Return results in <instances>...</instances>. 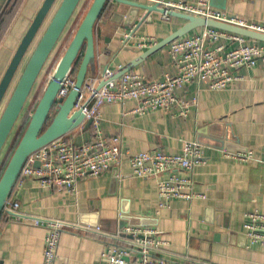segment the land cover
<instances>
[{
    "label": "crops",
    "instance_id": "0c3cea01",
    "mask_svg": "<svg viewBox=\"0 0 264 264\" xmlns=\"http://www.w3.org/2000/svg\"><path fill=\"white\" fill-rule=\"evenodd\" d=\"M197 1L110 0L96 25V52L87 79L107 69L116 73L187 24L173 16L165 21L154 12L153 23H144L133 34L134 26L147 12L141 10L134 26L124 30L130 10L125 2L147 6L160 3L163 7L169 2ZM43 2L0 0V18L4 9H10L0 38V82ZM212 3L227 18L264 24V0ZM169 51L170 46L131 72L148 80L175 75L177 69ZM237 74L239 79L227 90L209 91L198 83L180 90V99L198 101L186 118L180 116V108L143 116L133 114L135 101L101 109L104 136L121 137L123 148L131 153L160 150L180 154L185 142L198 143L199 139L227 145L229 150L226 146L221 149L203 145L204 163L188 174L194 183L192 191L204 199H175L169 207L159 209L157 179L134 177L128 160L98 178L81 181L76 193L43 187L36 179L18 181L10 198L11 203L19 205L18 214L64 223L56 264H105L102 254L106 248L125 246L131 239H115L127 227L156 229L163 242L154 253L159 259L180 264H264V246L252 244L244 229L247 214L264 213V61L240 69ZM66 136L82 145L93 140L94 130L81 128ZM226 153H252L253 157L244 162ZM46 235L45 226H36L29 219L18 221L4 212L0 217V264H43Z\"/></svg>",
    "mask_w": 264,
    "mask_h": 264
},
{
    "label": "built area",
    "instance_id": "2783aa9c",
    "mask_svg": "<svg viewBox=\"0 0 264 264\" xmlns=\"http://www.w3.org/2000/svg\"><path fill=\"white\" fill-rule=\"evenodd\" d=\"M165 21L172 16L168 12H177L220 21L264 35V24L248 23L244 19L227 18L214 9L210 0H198L196 3H165ZM152 42V39H149ZM228 44V45H227ZM232 45V46H231ZM170 55L177 72L165 75L160 80H148L146 77L128 72L120 78L99 85L113 75L105 70L100 75L86 79L79 92L74 109L85 115V121L92 120L94 138L92 141L77 145L67 136L61 137L29 157L22 169L20 179H36L43 187L58 191L76 193L78 185L87 178H98L112 167L120 166L128 160L132 174L136 178L157 179L159 209L169 207L172 200L193 201L204 199L192 191L193 180L188 175L205 159V147L194 141L184 143L180 154H167L163 151L131 153L122 146L121 137L106 138L100 125L101 109L106 105L125 104L135 101L133 114L146 115L162 110L171 112L180 108V116L186 118L198 101L180 99L178 92L191 83L203 85L209 91H223L239 79L237 72L243 68L255 67L258 61H264V43L248 38L205 27L193 35L170 45ZM75 77L71 74L61 83L57 99L66 98L75 86ZM232 156L240 161L252 159V153H236ZM39 162L40 166L34 165ZM186 174L180 176L179 174ZM19 205L8 202L5 211L16 220L29 219L36 226H45L43 264H56L57 251L64 223L59 220H46L18 214ZM244 229L252 244L264 246V213H249L245 216ZM99 231V228L96 229ZM158 231L150 227H127L120 231L115 239L131 237L125 246L110 245L103 251L105 264H180L176 261L159 259L154 253L163 243Z\"/></svg>",
    "mask_w": 264,
    "mask_h": 264
},
{
    "label": "water",
    "instance_id": "95a60500",
    "mask_svg": "<svg viewBox=\"0 0 264 264\" xmlns=\"http://www.w3.org/2000/svg\"><path fill=\"white\" fill-rule=\"evenodd\" d=\"M56 1L57 0H44L20 45L15 51L0 82V107L14 82L24 58L36 40ZM82 1L83 0L61 1L47 29L27 62L0 117V158L16 128V125L18 124L45 65L61 40ZM109 1L110 0L93 1L70 45L66 49L65 54L59 61L34 112L30 115L26 130L0 178V217L10 201L11 195L20 179L22 169L30 156L48 146L53 141L78 129L82 128L84 131L91 129L93 121H85V115L83 112L76 111L74 106L79 96V92L86 82L89 67L92 65L95 58L96 25ZM125 3L130 6V10L124 20V30H129L134 26V23L139 20L138 18L141 10L147 12V15L140 19L136 26H134L133 34L144 23H153L151 19L152 13L157 12L161 15L166 13V10L160 6V3L153 6L133 2ZM210 4L213 6L212 0H210ZM168 14L187 21V24L146 52L142 53L124 67L120 68L116 73H113L111 77L101 82L99 88L105 86L109 81L116 80L122 75L131 72L135 67L148 58L161 52L196 29L210 27L239 35L256 42L264 43L263 34L249 29H244L220 21L205 20L203 18L183 13L168 12ZM130 49L139 52L138 49ZM82 51H84L83 54ZM81 55L83 57L75 77L76 82L74 88L66 98L57 99L59 90L61 89V83L66 76L72 73L73 66ZM198 143L221 149L226 146L225 148L227 149V145L208 143L202 139H199ZM34 166L38 168L40 163L37 162Z\"/></svg>",
    "mask_w": 264,
    "mask_h": 264
},
{
    "label": "rangeland",
    "instance_id": "374dc122",
    "mask_svg": "<svg viewBox=\"0 0 264 264\" xmlns=\"http://www.w3.org/2000/svg\"><path fill=\"white\" fill-rule=\"evenodd\" d=\"M62 0H57L52 11L50 12L48 18L46 19L41 31L39 32L36 40L34 41L32 47L30 48V50L28 51L26 57L24 58V61L22 62V65L20 67V69L18 70V73L14 79V82L12 83L1 107H0V117L9 101V98L11 96V94L13 93L15 86L27 64V62L29 61L35 47L37 46L39 40L41 39L42 35L44 34L45 30L47 29L51 19L53 18L55 12L57 11L60 3ZM94 0H83L80 4V6L78 7L75 15L73 16L70 24L68 25L65 33L63 34L61 40L59 41L58 45L56 46V48L54 49L53 53L51 54L47 64L45 65L35 87L34 90L23 110V113L18 121V124L16 125V128L10 138V140L8 141V144L6 145L5 150L3 151V154L0 158V169L2 167L3 162L6 160L10 150H11V145L14 144V140L15 137L19 134V132H21V129L24 125V123L26 122V120L28 118H30V115L34 112L39 100L41 99L45 88L47 87L48 82L50 81L51 77L53 76V73L59 63V61L61 60V58L63 57V55L65 54L66 49L68 48V46L70 45L73 37L75 36V33L78 29V27L80 26L81 22L83 21L86 13L88 12L90 6L92 5Z\"/></svg>",
    "mask_w": 264,
    "mask_h": 264
},
{
    "label": "trees",
    "instance_id": "16d2710c",
    "mask_svg": "<svg viewBox=\"0 0 264 264\" xmlns=\"http://www.w3.org/2000/svg\"><path fill=\"white\" fill-rule=\"evenodd\" d=\"M108 4H109V2L107 3V5H106V7H105V9H104V11H103V13L106 11V9H107V7H108ZM10 12V9L8 8H6V9H4L3 11H2V15H1V18H0V38H1V36H2V34H3V32H4V30H5V28H6V26H5V24L7 23V19L9 20V18H5V16H7V14ZM103 13H102V15H103ZM9 15V14H8ZM83 52L84 51H82V54H83ZM82 55L81 56H79L78 57V59L76 60V62H75V64H74V66H73V70H72V75L74 76V77H76V74H77V71H78V68H79V66H80V63H81V60H82ZM29 120H30V118H28L27 120H26V122L24 123V125H23V127H22V129H21V132H19V134L15 137V142H14V144L13 145H11V150H10V152H9V154H8V156H7V158H6V160L3 162V164H2V167H1V169H0V178H1V176H2V174H3V172H4V170H5V168H6V166H7V164H8V162H9V160H10V158H11V156H12V154H13V152L15 151V149H16V147H17V145H18V143L20 142V140H21V138H22V136H23V134H24V132H25V130H26V127H27V125H28V123H29ZM4 214V213H3ZM2 214V215H3ZM1 215V216H2Z\"/></svg>",
    "mask_w": 264,
    "mask_h": 264
}]
</instances>
